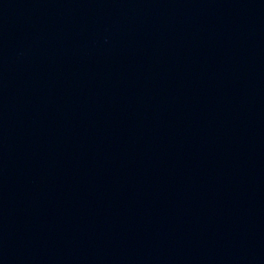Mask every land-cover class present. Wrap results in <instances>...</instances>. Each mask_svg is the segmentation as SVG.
I'll list each match as a JSON object with an SVG mask.
<instances>
[{
	"label": "water",
	"instance_id": "water-1",
	"mask_svg": "<svg viewBox=\"0 0 264 264\" xmlns=\"http://www.w3.org/2000/svg\"><path fill=\"white\" fill-rule=\"evenodd\" d=\"M0 264H264V0H0Z\"/></svg>",
	"mask_w": 264,
	"mask_h": 264
}]
</instances>
